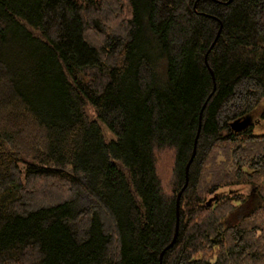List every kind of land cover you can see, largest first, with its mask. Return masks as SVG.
Listing matches in <instances>:
<instances>
[{"label": "trees", "instance_id": "1", "mask_svg": "<svg viewBox=\"0 0 264 264\" xmlns=\"http://www.w3.org/2000/svg\"><path fill=\"white\" fill-rule=\"evenodd\" d=\"M262 120L264 0H0V264H264Z\"/></svg>", "mask_w": 264, "mask_h": 264}, {"label": "water", "instance_id": "2", "mask_svg": "<svg viewBox=\"0 0 264 264\" xmlns=\"http://www.w3.org/2000/svg\"><path fill=\"white\" fill-rule=\"evenodd\" d=\"M213 44V43H212ZM211 44V46H212ZM212 73V72H211ZM215 87H213V90H214ZM211 96V93H209V95L207 96L205 102L203 103L201 109H200V112H199V117H198V126H197V130H196V135H195V139H194V144H193V149H192V153H191V156L188 160V162L186 163V166H185V171L187 173V170H188V167H189V164L191 163L192 159H193V156H194V153H195V150H196V142H197V137H198V134H199V131H200V126H201V114H202V110L207 102V100L209 99V97ZM234 129H239L240 127L239 126H233ZM187 184V175L185 174V182H184V185L182 186V188L178 191L177 193V197H176V221H175V229H174V233H173V237H172V240L170 241V243L166 246H170L172 244V242L174 241L175 237H176V234H177V230H178V208H179V197H180V194L182 192V190L184 189V187L186 186ZM220 195V193H215L213 194L211 197H209L206 201L207 204H210L213 200H215L218 196ZM163 251L161 252V255H162ZM160 255V257H161Z\"/></svg>", "mask_w": 264, "mask_h": 264}, {"label": "rangeland", "instance_id": "3", "mask_svg": "<svg viewBox=\"0 0 264 264\" xmlns=\"http://www.w3.org/2000/svg\"><path fill=\"white\" fill-rule=\"evenodd\" d=\"M262 124H263V125H261V127H264V120H262ZM258 129H260V128L257 127L255 130H256V131H259ZM162 159H163L162 167L165 168V162L167 161V159H166V155H165L164 157H162ZM20 167L22 168V167H24V166H23L22 164H20ZM168 175L170 176L169 173H168ZM231 188H232V189H233V188L236 189V188H239V187H238V186H232ZM225 189H227V187H226ZM240 191H244V190H240ZM90 201H91V199H90V197H89L87 194H85V193H80V194L77 196V198H76V205H77V206H87V205H89Z\"/></svg>", "mask_w": 264, "mask_h": 264}]
</instances>
